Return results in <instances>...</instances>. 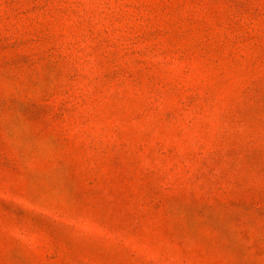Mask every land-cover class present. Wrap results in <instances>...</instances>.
I'll list each match as a JSON object with an SVG mask.
<instances>
[{
    "label": "rangeland",
    "instance_id": "rangeland-1",
    "mask_svg": "<svg viewBox=\"0 0 264 264\" xmlns=\"http://www.w3.org/2000/svg\"><path fill=\"white\" fill-rule=\"evenodd\" d=\"M0 264H264V0H0Z\"/></svg>",
    "mask_w": 264,
    "mask_h": 264
}]
</instances>
